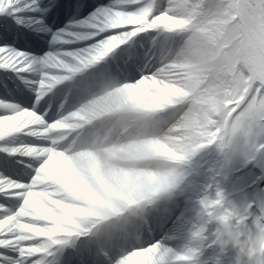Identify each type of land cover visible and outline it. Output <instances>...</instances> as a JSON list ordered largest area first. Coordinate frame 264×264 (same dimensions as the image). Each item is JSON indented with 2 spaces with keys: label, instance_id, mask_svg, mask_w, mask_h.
Here are the masks:
<instances>
[{
  "label": "snow or ice",
  "instance_id": "snow-or-ice-1",
  "mask_svg": "<svg viewBox=\"0 0 264 264\" xmlns=\"http://www.w3.org/2000/svg\"><path fill=\"white\" fill-rule=\"evenodd\" d=\"M249 2L259 19L239 79L242 99L229 108L232 115L222 132L210 130L194 154L184 155L182 174L151 197L146 227L92 229L78 222L65 227L33 215V197L47 179L57 122H62L40 104L60 86L69 85L71 93L77 74L96 68L93 74L125 75L126 88L143 84L147 42L162 31L152 24L174 15L170 0L100 4L78 22L89 33L72 42L90 43L76 51L35 58L0 46V71L13 73L35 96L28 105L18 102L15 80H0V121L15 123L0 134V264H264V0ZM38 10L37 0H0V28L29 27L28 13ZM141 19L147 23L139 24ZM61 34L72 35L63 29ZM53 41L68 42L59 36ZM37 71L38 81L24 76ZM157 230L161 239H143L145 231ZM185 231L188 242L176 250L171 243ZM209 252L214 258L205 259Z\"/></svg>",
  "mask_w": 264,
  "mask_h": 264
},
{
  "label": "bare ground",
  "instance_id": "bare-ground-1",
  "mask_svg": "<svg viewBox=\"0 0 264 264\" xmlns=\"http://www.w3.org/2000/svg\"><path fill=\"white\" fill-rule=\"evenodd\" d=\"M57 1L58 0H37L39 10L34 13H28L29 16L33 17L32 20L26 21L30 26H18L20 29L18 36L19 41L15 43L13 36L0 31V46L7 45L10 48L28 53L22 48L24 47L23 43L29 39H34V35L37 41L43 43L41 53H44L39 57L37 56L41 53L37 56L34 54L33 57L35 58H41L48 52L76 51L87 47L90 41L72 42L74 36L87 35L89 33V30L82 28L78 22L84 21L95 11L96 7L102 3L108 4L110 0H80L70 15L67 11H64L61 15V19H57L56 21L55 10L57 8L55 4H57ZM207 3L208 0H203V2H198L197 7H200V4L207 7ZM69 4L71 3L69 2ZM84 6L86 7V11L92 8L90 13L79 21H75L74 19L80 17ZM44 9H47V11H44ZM169 10L172 11L174 15L165 16L153 21L152 26L162 29V31H160L161 35L160 32L153 34L155 39H159L160 36H162L164 40L152 39L150 44L146 45L144 68L142 71H145L148 75L143 84L131 89L126 88L124 86L126 80L122 79L127 78L125 75L121 74L117 77L104 74H93L98 71L99 68L77 74L73 82V84L77 83L78 86V90L75 93L76 99H84L87 95L95 93V91L102 86L103 82L115 85V88L99 92V94L92 96L86 102H81L82 104L79 106H76L77 104H74L72 107L69 106V109L64 112L66 114L60 119L63 120L67 117L78 126L67 128L68 130L62 129L65 134L75 132L74 135H76L85 128L93 129L95 127H101L103 121L101 118L104 116H108L104 125L109 124V122L113 120L123 118L131 119L134 123L139 125L141 131L145 129L148 123L157 129L161 127L162 119L168 112L177 111V109H180L187 102H190L189 99L192 98V104L189 103L190 105L184 106L186 120L182 119V121L173 122L171 121L173 120V118L171 119V114L166 115L163 122L166 123L169 119L171 120L167 123L164 130H162L160 134L158 133L159 135L156 134L150 139H148L149 137L145 138L147 143L144 146V152L147 155L171 161L179 155L187 154L191 156L196 149L204 144H196L195 138H203L207 136V133L194 132L188 127V123L190 122L192 126L197 123L191 114L193 108L200 103H204L203 101H206L210 93L209 89L202 90L198 94H196L197 92L195 93L198 89L208 87L206 86V82L204 84V78L200 79L196 74L200 72L197 69L198 64L191 58V48L187 46L186 41L182 40V43L179 42L178 44L179 52H176L182 54L180 58L163 61V65H155L152 62L156 48L167 43L165 41L170 40V35L172 33L182 35L185 33L186 27L193 26L195 22L191 21L188 23V19L179 17L182 15L181 2L179 0H170ZM67 16L68 18H65ZM234 18L235 22L238 24L241 35L249 36L250 34H255L257 31L258 21L254 10L252 7H249L248 0H239ZM2 20L3 18H0V21ZM40 20L43 21L42 24L37 23V21ZM60 21L61 23L63 21L61 27L55 29L51 33V28L58 26L57 24ZM228 21L229 19L221 23L224 28ZM138 23L146 24L147 21L141 19ZM219 25L220 22L218 25L210 24L211 27L217 29H219ZM62 29L66 30V32H70L72 35L61 34ZM164 30H169V35L166 34ZM55 36H59L61 40H67L68 42L55 43L53 41ZM149 41L150 40H148V42ZM172 42L171 40L165 46V54H167V57L172 54L167 53L169 52L168 47H171ZM148 60H151L150 63L152 62L155 67L150 66V63L145 64ZM100 67H103V65ZM201 73L206 74L207 72L203 70ZM3 76L4 75L0 73V80H2ZM24 76L30 81H38L40 78L38 71L24 74ZM4 77L12 79V77L8 75ZM15 83L24 86L20 81H15ZM63 86V89H59V93L62 95L65 94L66 96L68 94L67 89L69 85ZM24 88L27 91H31L32 93L30 94L32 96L34 95L32 90L25 86ZM84 94L85 96L81 97ZM64 101L61 104H64ZM200 117L199 115L198 118ZM143 124H145V126L141 127ZM12 128H15V123L9 121L5 124V122L0 121V134ZM145 131H147V129H145ZM216 132L218 131L216 130ZM185 166L186 165L182 163L180 168L184 169ZM45 175L47 179L41 182L40 188L33 198L34 208L32 212L37 219L42 220L46 217V222L50 220L51 223L57 226L72 227V222H78L80 225H87L92 229L105 228L108 226L123 227L129 222V218L143 217L145 207L152 206L153 203L152 199H150L146 204L108 208L101 196V192L106 190V186L101 183V180L97 178L96 187H93L86 179L77 177L75 170L66 159L55 155L50 156L48 171ZM176 177L169 178L168 183L174 182ZM74 178H76V183H73ZM142 178L145 180L154 179L158 184L161 182L159 176L153 178L149 173H146ZM58 187L71 191L73 194L65 195L63 192H58ZM166 187L167 185L164 184L161 192L166 191ZM97 188H99L100 191H97ZM36 208H39V212L35 211ZM161 238L162 235H160L159 230L153 232L151 235L145 231L143 235V239L146 242L150 239H154L155 241ZM187 242L188 233L185 231L183 236L171 243V246L176 250H183Z\"/></svg>",
  "mask_w": 264,
  "mask_h": 264
},
{
  "label": "clouds",
  "instance_id": "clouds-1",
  "mask_svg": "<svg viewBox=\"0 0 264 264\" xmlns=\"http://www.w3.org/2000/svg\"><path fill=\"white\" fill-rule=\"evenodd\" d=\"M78 125L65 117L57 122L56 129L74 128ZM147 143L139 125L131 119H116L109 124L85 128L55 147L75 170L77 177L86 179L93 187L96 180L106 186L101 192L108 208L128 207L134 204H146L158 191L162 190L171 177L182 174L179 166L184 155L173 160L162 159L145 154ZM149 173L154 178L160 177V183L154 179L142 177ZM73 183H76L74 178ZM58 192L72 195L71 191L58 187ZM97 191H100L97 188ZM151 206L145 207L143 217L129 218L127 227H146L145 213Z\"/></svg>",
  "mask_w": 264,
  "mask_h": 264
},
{
  "label": "rangeland",
  "instance_id": "rangeland-1",
  "mask_svg": "<svg viewBox=\"0 0 264 264\" xmlns=\"http://www.w3.org/2000/svg\"><path fill=\"white\" fill-rule=\"evenodd\" d=\"M198 2L203 0H188L191 9L186 10L188 14L183 17L196 22L197 28L193 29L196 32L194 34L201 39V36H204L205 40L202 48L199 46L195 49L197 61L195 63L201 64L200 70L207 71L205 80L209 82L207 86L209 85L212 92L209 98L203 101L204 103L193 108L192 116L197 122L194 128L208 135L210 130L222 132L232 115L229 108L233 104L238 105L242 99L237 93L241 91L239 87L241 72L250 60L249 40L248 37L240 39L241 35L236 23L227 25L222 33L211 31L213 27L210 24L216 25L233 19L238 0H208L207 7L203 4L197 7ZM257 15L259 19L258 12ZM197 76L200 78L199 74ZM201 77L204 75L202 74ZM232 111L234 112L235 108H232ZM206 137H196L194 141L196 144H202ZM214 255L211 252L206 253L205 259H212Z\"/></svg>",
  "mask_w": 264,
  "mask_h": 264
}]
</instances>
